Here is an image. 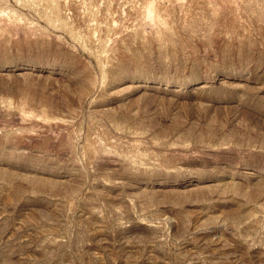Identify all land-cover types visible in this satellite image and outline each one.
Segmentation results:
<instances>
[{
	"label": "rangeland",
	"instance_id": "1",
	"mask_svg": "<svg viewBox=\"0 0 264 264\" xmlns=\"http://www.w3.org/2000/svg\"><path fill=\"white\" fill-rule=\"evenodd\" d=\"M0 264H264V0H0Z\"/></svg>",
	"mask_w": 264,
	"mask_h": 264
}]
</instances>
